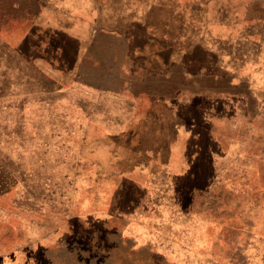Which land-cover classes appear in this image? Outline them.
Returning <instances> with one entry per match:
<instances>
[{
    "label": "rangeland",
    "instance_id": "374dc122",
    "mask_svg": "<svg viewBox=\"0 0 264 264\" xmlns=\"http://www.w3.org/2000/svg\"><path fill=\"white\" fill-rule=\"evenodd\" d=\"M13 1L0 0V264L18 263V260L29 263L32 258L30 245H27L44 230L50 233L54 230L51 225L58 222H53L56 218L53 215L65 211L62 219L66 214L85 216L97 210L91 205L94 190L88 173L90 164L86 161L89 146L94 143L81 142L85 125L78 123L83 121L81 119L105 112L101 106L99 109L89 108L85 102L57 108L56 103L62 102L60 97L63 95L59 97L53 91L55 84L40 74L34 61L40 59L42 53L52 55L58 45L68 49L69 45L62 35L50 39L44 46L40 45L48 37L46 33H37L35 26L26 21L32 14L25 18L24 13L25 9L29 12L35 10L36 3L31 5L29 1L18 0L19 10L14 13L9 6ZM160 17L163 26L156 33L162 35V58H167L171 48L172 58L176 56L178 60L177 68L173 70L172 67V87L175 80L179 89L196 92L211 89L209 95H191L194 103L207 99L210 102L211 115L204 116L209 121L210 141L205 136L203 139L196 136L195 139L199 146L213 153L206 161L194 149L193 164H209L216 168L229 164L224 160L228 152L223 150L222 137L234 131L226 121L224 124L223 112L236 116L243 111L244 114H240L242 118L252 119V126H241L240 133L241 139L242 135L248 134L257 139L258 231L256 235L253 232L248 234V225L250 222L252 225L255 213L252 206L251 214H244L242 210L241 216H236V222L226 223V226L209 223L198 231L188 224L186 229L171 232L163 238L144 237L134 232H127L123 238L119 237L123 231L116 224L108 223L95 230L77 221L66 222L54 232L53 237H57V233L61 240L64 236H75L74 239L66 238L68 243L64 245L66 254L70 255L68 260H74L75 264H264V163L261 162L264 156V0H163ZM152 20L157 22V15ZM181 23L185 27L188 24L191 28H202L199 34L215 29L218 37L209 32L210 38L220 39V46L211 45L207 53L186 44V34L197 31H188ZM132 32L131 36H137L138 30H134L136 35ZM100 37L88 47V51L99 58L97 64L102 71L91 70L92 63L86 62L82 76L84 80H92L104 87L113 80L110 70L114 63L109 61V55L121 56L122 47L109 46ZM207 54L211 57H206ZM201 71L214 77L210 80L199 78ZM223 73L225 78L221 77ZM168 85L163 80L162 90H167ZM183 98V94L178 95V101ZM69 100L75 102L73 96ZM98 101L105 105L107 99L100 97ZM221 102L227 103L230 109L221 111ZM42 103H52L56 109L45 107L36 110ZM213 104L217 106L214 108ZM42 121L51 124H43ZM199 127L203 129L199 133L207 135L206 125ZM196 129L201 128H193ZM251 141L253 144V139ZM216 180V175L211 173L208 185ZM122 193L123 202L131 198L132 193L128 190ZM243 195L234 197L231 202L243 203L245 199L246 205L249 203L248 194ZM178 198L180 206L185 209L188 199L186 196ZM218 201L221 203L223 196L212 193L210 204L214 214L210 217L215 220L221 218L216 215ZM226 206L228 214L233 215V208ZM179 224L184 227L185 222ZM16 245L19 252L7 254L6 250ZM33 256L38 259V264H46L38 251Z\"/></svg>",
    "mask_w": 264,
    "mask_h": 264
},
{
    "label": "crops",
    "instance_id": "0c3cea01",
    "mask_svg": "<svg viewBox=\"0 0 264 264\" xmlns=\"http://www.w3.org/2000/svg\"><path fill=\"white\" fill-rule=\"evenodd\" d=\"M21 1H29L31 5L36 3L35 10L29 12L25 9L24 13L25 18L32 14L26 21L35 26L37 33H46L48 39L44 38L40 45H46L59 35H62L65 43L69 45V49L58 45L52 55L45 56L42 53L40 59L34 61V66L40 74L55 84L53 91L58 93L59 97L63 95L60 97L63 98L62 102L56 103L57 108L85 102L84 105L89 108L99 109L101 106L105 111L101 115L97 113L88 119H81L83 121L78 123L85 125L81 142L94 143L88 147L86 161L90 164L88 173L94 190L91 205L96 206L97 210L85 216L66 214L62 219L65 211L53 215L52 217H56L53 222H58L51 225L54 230L50 233L46 229L45 232L33 235L36 240L26 244L27 247L30 245L32 258L26 264H38V259L33 256L37 251L46 264H75L74 260H68L70 255L66 254L64 246L75 236L71 234L61 240L57 233V237H53L59 227L71 221L81 222L85 227L95 230L113 223L121 228L123 233L121 232L119 237L123 238L127 232L143 234L144 237L153 235L163 238L168 237L171 232L186 229L188 224L198 231L209 223L226 226V223L236 222V216L240 217L242 210L244 214H251L254 206L252 225L249 219L247 221L250 222L248 234L253 232L256 235L257 139L250 134L242 135L241 139L240 133L241 126H252V119L247 120L244 116L243 119L240 115L244 114L243 111L236 116H228L223 112L224 124L226 121L234 131V135L222 137L223 150L228 152L224 160L229 164L219 168L209 164H193L194 149H197L196 153L199 152V157H205L206 161L210 160L213 153L199 146L195 139L196 136H201V139L205 136L210 141L209 121L204 119L205 115H211L210 102L207 99L199 104L194 103L191 95H209L211 89H200L197 92L187 88L179 89L174 83L175 80L172 87V67L173 70L177 68L178 60L176 56L172 58L171 48L167 58H162V35L156 33L163 26L160 17L163 0ZM9 6L11 12H18V0L10 2ZM156 15L157 22L152 20ZM182 27L188 31H197L195 34H186V44L207 53L211 45L220 46V39L210 38L209 32L218 37V31L215 29H208L199 34L198 31L202 29L200 27L191 28L188 24L186 27L182 24ZM131 30L133 35H136L134 30H138L137 36H131ZM98 37L104 39L109 46L122 47L121 56L109 55V61L114 63L110 70L113 80L108 81L104 87L96 85L92 80L86 81L82 76L86 62L92 63L91 70L102 71L97 64L99 58L88 51V47L94 44ZM208 55L206 57H211ZM203 69L204 67L201 68ZM212 76L201 71L199 78L210 80ZM217 76H220V73ZM221 77L225 78L226 75L223 73ZM185 78L188 76L185 75ZM163 80L169 84L167 90H162ZM181 94L184 95V100L178 101V95ZM70 96L74 97L75 102H70ZM100 97L107 99L105 105L98 101ZM220 104L221 111L230 109L227 103ZM52 105L42 103L36 110L45 107L56 109ZM217 105L219 106V103ZM217 105L211 106L215 108ZM55 114L58 115L57 112ZM226 115L228 119L225 118ZM42 123L51 124L43 121ZM204 124L207 135L199 133L203 131L199 126ZM164 125L166 129L163 130ZM195 127L201 129L193 130ZM231 135L232 138L229 137ZM233 143L234 146L229 149ZM261 162L264 163V156ZM211 173L216 175L217 180L209 186L207 181ZM182 181H185V184H182ZM123 190L132 193L126 202L122 201ZM214 192L223 196V201H218L216 207V215L221 216L218 220L210 217L214 214L210 204V196ZM247 194L249 203L246 205L245 199L243 203L231 202L234 197ZM179 196H186L189 201L185 209L180 206ZM226 204L233 208L234 216L228 214ZM62 214L64 215L61 216ZM243 221L246 222V219ZM180 222H185L184 227ZM6 252H19L18 245L8 248ZM1 264L25 263L18 260V263L9 261Z\"/></svg>",
    "mask_w": 264,
    "mask_h": 264
}]
</instances>
